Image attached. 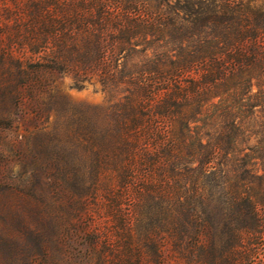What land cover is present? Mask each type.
Wrapping results in <instances>:
<instances>
[{
	"label": "trees",
	"instance_id": "trees-1",
	"mask_svg": "<svg viewBox=\"0 0 264 264\" xmlns=\"http://www.w3.org/2000/svg\"><path fill=\"white\" fill-rule=\"evenodd\" d=\"M55 74L106 99L72 113L91 165L66 231L89 259L251 264L264 239V0H0L7 113L29 100L40 116Z\"/></svg>",
	"mask_w": 264,
	"mask_h": 264
},
{
	"label": "rangeland",
	"instance_id": "rangeland-1",
	"mask_svg": "<svg viewBox=\"0 0 264 264\" xmlns=\"http://www.w3.org/2000/svg\"><path fill=\"white\" fill-rule=\"evenodd\" d=\"M52 80L55 96L44 98L40 116L29 100L7 113L8 100L0 97V264H95L84 239L66 231L91 165L72 113L98 112L106 99L96 84L77 90L67 75ZM257 114L264 117L263 109ZM39 240L48 241L47 261L37 254ZM251 264H264V239L257 240Z\"/></svg>",
	"mask_w": 264,
	"mask_h": 264
}]
</instances>
